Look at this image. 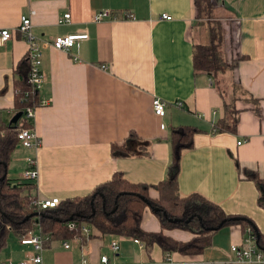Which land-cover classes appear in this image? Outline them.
I'll list each match as a JSON object with an SVG mask.
<instances>
[{"label": "crops", "instance_id": "obj_1", "mask_svg": "<svg viewBox=\"0 0 264 264\" xmlns=\"http://www.w3.org/2000/svg\"><path fill=\"white\" fill-rule=\"evenodd\" d=\"M213 2L227 68L209 74L193 68V44L209 40L208 23L197 17L194 0H0V29L14 31L12 38L0 43V89L6 87L0 93V111L7 121L16 112L13 72L29 50L16 27L21 14L30 9L35 10L31 31L42 52L40 69L45 77L29 118L40 143L29 149L16 146L8 165L21 159L24 168L25 157L35 156L38 177L26 189L29 198L83 195L115 171L130 181L157 183L170 161V128L191 124L199 130L193 146L181 151L179 194L198 192L227 213L249 216L264 232V187L245 174L247 168L264 180V0ZM103 8L116 17L93 20V12ZM66 11L69 21L58 22ZM126 12L134 17H126ZM161 13L172 18H162ZM73 32L87 36L68 50L46 43ZM235 94L258 99L259 111L253 103L237 99L241 110L236 131H215L223 99ZM155 96L167 102L161 117L151 107ZM175 100L184 105L176 106ZM130 131L147 140L145 152L114 156L111 144L122 143ZM21 173L13 176L7 170V176L20 181ZM148 192L157 196L152 186ZM141 227L161 229L150 207L143 211ZM248 230L239 222L227 224L212 233L202 252L183 254L163 251L156 243L147 252L131 236L99 234L92 228L85 243L75 238L69 247L61 239L44 245L42 264H85L84 257L87 264H103L102 254L108 255L107 264H264L238 261L231 250L243 243ZM163 231L178 240L193 235L180 227ZM114 240L119 244L115 252L110 246ZM31 251L11 233L0 255L18 261Z\"/></svg>", "mask_w": 264, "mask_h": 264}, {"label": "trees", "instance_id": "obj_2", "mask_svg": "<svg viewBox=\"0 0 264 264\" xmlns=\"http://www.w3.org/2000/svg\"><path fill=\"white\" fill-rule=\"evenodd\" d=\"M197 17L203 18L209 27V40L206 43L193 44V68L213 74L225 71L226 62L222 56V33L219 15L213 0H194ZM30 59L28 52L17 62L13 79V107L22 110L15 125L8 124L0 111V250L8 242L11 233L22 236L29 231H38L46 245L52 240L78 239L85 243L93 233L85 234L80 224L88 223L99 234H117L131 236L143 243L147 252L153 244L163 251H178L183 254L202 252L211 242L212 233L227 224L239 222L249 227V234L264 253V232H261L252 218L245 215L227 213L223 207L198 192L180 195L178 192V174L181 151L192 147L194 134L199 129L191 124L172 126L169 133L170 161L166 174L157 183L134 182L128 180L122 171H115L109 179L97 183L91 191L83 195H74L60 200L53 207L39 208L32 204L27 188L32 181H22L7 176V168L13 150L17 146V130L20 127H32L26 114V107H35L39 103L38 88L28 80ZM6 87L0 89L4 92ZM224 95V90H221ZM224 98V97H223ZM237 99L247 100L259 111L258 99H242L234 95L223 99V114L213 123L215 131H236L240 108ZM147 140L140 139L134 131L122 143H112L111 153L116 157L144 153ZM239 164L237 163V167ZM246 177L264 187V180L250 169H245ZM154 187L157 196L149 195V187ZM146 207H150L158 218L161 229L145 230L141 227V217ZM29 215L28 218H25ZM236 217V218H234ZM175 219V220H172ZM188 219V220H187ZM76 226L70 228L69 221ZM180 227L192 232L188 240H178L166 234L164 228Z\"/></svg>", "mask_w": 264, "mask_h": 264}, {"label": "built area", "instance_id": "obj_3", "mask_svg": "<svg viewBox=\"0 0 264 264\" xmlns=\"http://www.w3.org/2000/svg\"><path fill=\"white\" fill-rule=\"evenodd\" d=\"M35 13L34 9H30L28 12H24L20 16L19 23L16 27V31L21 33L23 37L29 44L28 55L30 59V68L28 71V80L34 85L35 88H38L41 84V81L44 79V73L40 69L41 64V49L37 45L36 36L31 31L32 21L31 15ZM126 17H134L133 13L126 12ZM116 17L110 8H103L93 12L92 19L95 21H99L105 18H114ZM161 17L165 19H171L172 15L168 13H161ZM70 19V12L66 11L62 16L58 18V22H67ZM14 35V31L9 28L0 29V43L5 42L6 40L12 38ZM87 33L82 32H73L67 34H61L54 37L51 41L46 42L50 44L52 47L57 49L68 50L75 43L77 39L86 38ZM167 102L160 97H153L151 100V107L153 112L158 116H163L165 113ZM174 104L178 107H182L184 102L182 100H175ZM34 112V107L27 106L26 114L31 117ZM200 115V113H198ZM161 127H164V123H160ZM17 146H22L25 148H35L39 145L40 141L32 127H20L17 130ZM239 142V141H238ZM21 177L28 181H35L38 177L37 170V160L34 155L29 154L25 157V167L22 170ZM59 197H46V198H30L32 204L36 205L39 208H47L53 207L60 202ZM77 223L73 220L68 222V226L70 228L76 226ZM80 229L83 233L89 234L92 232L91 226L83 222L80 224ZM136 242H140L139 239H134ZM70 240H63V246L69 247ZM19 242L24 245H30L32 247L31 253H29L26 257L19 259L18 261H14L12 258H3L0 255V264H42V249L44 248L43 239L41 234L38 231H29L27 234H24L19 237ZM112 250L115 252L119 249V244L116 240L112 241L110 244ZM231 250L235 252L236 259L238 261H263L264 253L259 250L255 239L252 235L247 234L244 237V241L241 245H232ZM85 254V252H84ZM85 264L88 263L86 258H83ZM100 263L107 264L109 263L108 255L102 254L100 256ZM136 264H149L147 261H141Z\"/></svg>", "mask_w": 264, "mask_h": 264}, {"label": "rangeland", "instance_id": "obj_4", "mask_svg": "<svg viewBox=\"0 0 264 264\" xmlns=\"http://www.w3.org/2000/svg\"><path fill=\"white\" fill-rule=\"evenodd\" d=\"M8 167L9 168L7 170L9 172V174H14L13 176H15V174L21 173V170L23 168V161L21 159L19 161H16V162L11 161V164Z\"/></svg>", "mask_w": 264, "mask_h": 264}, {"label": "water", "instance_id": "obj_5", "mask_svg": "<svg viewBox=\"0 0 264 264\" xmlns=\"http://www.w3.org/2000/svg\"><path fill=\"white\" fill-rule=\"evenodd\" d=\"M22 115V110H18V111H16L11 117H10V119H9V121H8V124L10 125V124H13V125H15L16 123H17V121H18V119H19V117ZM29 217V215H27L25 218H28ZM234 218H236V217H234ZM172 220H175V219H172ZM188 220V219H187Z\"/></svg>", "mask_w": 264, "mask_h": 264}]
</instances>
